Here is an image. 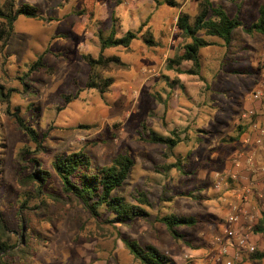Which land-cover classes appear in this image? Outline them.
Listing matches in <instances>:
<instances>
[{"label": "rangeland", "instance_id": "1", "mask_svg": "<svg viewBox=\"0 0 264 264\" xmlns=\"http://www.w3.org/2000/svg\"><path fill=\"white\" fill-rule=\"evenodd\" d=\"M211 1L223 5L232 17L239 15L243 27L234 36L232 54L220 46L202 51L203 70L194 77L178 75L167 61L188 41L177 28V18L182 12L196 16V0H177L178 9L164 0H18L17 8L33 5L43 19L21 16L10 40L0 41V80L13 90L10 103L0 101V211L11 245L29 234V249L16 247L5 262L140 264L122 241L130 239L142 246L152 244L176 264L215 263L217 252L211 247L218 234L215 226L228 217L231 196L229 188H215L214 178L231 165L234 145L224 139L238 134V127L253 115L248 116L249 111L261 101L254 94L264 79V36H250L245 29L258 19L264 0ZM145 22L140 40L130 50L112 48L104 54L119 57L125 66L93 70L84 60L102 52L101 33L106 37L115 26L122 38ZM150 35L157 46L143 41ZM40 56L47 69L27 79ZM190 67L186 63L182 69ZM91 79L114 83L102 97L97 88L87 87ZM69 96L72 100L67 103ZM8 108L19 110L35 128L43 150L6 114ZM172 131L184 140L175 149V158H167L163 146L143 140L150 132L169 136ZM79 150L99 168L110 165L117 153L127 152L135 163L117 194L136 204L138 194L147 193L152 216L113 226L105 222L111 218L106 209L103 220H95L65 194L52 163L57 156ZM34 159L52 175L44 195L25 180L35 171ZM179 161L187 173L165 170ZM171 213L201 224L181 229L184 238L175 241L157 222ZM261 242L258 250L264 253ZM246 262L264 264L263 259Z\"/></svg>", "mask_w": 264, "mask_h": 264}, {"label": "trees", "instance_id": "2", "mask_svg": "<svg viewBox=\"0 0 264 264\" xmlns=\"http://www.w3.org/2000/svg\"><path fill=\"white\" fill-rule=\"evenodd\" d=\"M196 2L198 3L199 10L196 16L182 12L177 18V28L183 34L184 39L188 41L174 53L173 57L168 59L167 67L170 70H175L178 75L200 77L203 70L201 54L203 50L209 47H224L227 48L229 54H232V49L236 41L234 36L237 30L243 27L240 16L236 15L232 17L223 5L214 4L211 0H196ZM164 4L171 8L178 9L180 7L177 0H164ZM17 6L18 0H5L2 3L0 2V41L4 42V44L12 37L15 24L21 16L37 20L43 19L37 7L30 4H24L20 8H17ZM146 26L147 22L137 32L128 31L122 38L117 37L116 27L113 26L108 36L104 37L102 33L100 35L102 52L98 58L86 56L84 60L93 70L101 68V70L107 71L113 65L125 66L119 57H105V52L112 48L130 50L133 42L138 39L140 40L139 35L143 31V27ZM245 30L250 36H254L255 34L264 36V5H261L259 8L258 19ZM143 41L149 47L157 46V43L151 35L143 36ZM186 63L191 64V67L188 70H183L182 67ZM44 68L47 69L44 57L40 56L30 67L25 77L28 79L30 74ZM113 83L114 81L112 79H105L101 84L95 83L91 79L87 87L89 89L97 88L103 97L112 87ZM177 84H180V82L178 81ZM25 85L28 86V83L26 82ZM12 92L13 90L7 89L0 80V101L10 103ZM66 99L67 103H70L72 100L70 96ZM6 114L16 120L20 129L37 144L39 151L43 150L37 131L21 116L19 110L13 112L8 108ZM238 128L237 136L224 139V143L232 144L238 141L245 129L242 125ZM143 140L163 146L166 150L165 155L167 158H175V149L184 141L174 131L169 136H160L155 134V132H150L146 137L143 136ZM25 152L26 150L21 153L22 159ZM92 162V158L84 150H79L66 156L61 155L56 157L52 163V167L60 178L65 194L80 203L95 220H103L104 215L102 210L106 209L111 214V218L105 222L113 226L130 225L136 220H148L152 216L151 209L153 206L147 193L140 192L138 199L135 200L136 204L126 202L125 198L117 194L129 180L135 163L127 152L117 153L113 157L112 163L102 168L94 167ZM33 163L36 165L35 171L27 176L25 180L29 184H34L36 191L44 195L45 185L51 179L52 175L44 169L43 163L39 160L34 159ZM172 168L177 169L180 173H187L181 161L174 165H168L165 167V170L167 171ZM188 195L192 197L191 193ZM157 222L167 228L172 239L175 241H180L184 238L181 229H191L201 224L196 218L177 216L172 213L159 217ZM257 234H264V219L253 227V235ZM28 236L29 234L24 233L22 235L24 241L19 240L17 244L11 245L10 241L12 236L5 225L2 212L0 211V264H9L4 259L12 256L13 249L16 247L19 246L21 251L26 248L29 249L27 245ZM122 241L126 249L129 250L134 259L140 264H176L169 255L162 253L152 244L142 246L138 241L130 239H123ZM251 259L260 262L262 259L264 260V253L257 250L255 254L248 258V260ZM186 264L192 263L187 262Z\"/></svg>", "mask_w": 264, "mask_h": 264}, {"label": "crops", "instance_id": "3", "mask_svg": "<svg viewBox=\"0 0 264 264\" xmlns=\"http://www.w3.org/2000/svg\"><path fill=\"white\" fill-rule=\"evenodd\" d=\"M257 87L259 90H261V88L263 89L264 79L260 80ZM261 102L263 101L261 100L260 102H257L255 109L249 111V114H247L249 116L251 113H253V115L249 117L250 120L247 121L248 123H244L243 126L245 129L238 141L232 144L227 143L229 145H234L230 156L231 165L225 172H221V174H224L228 177V181L230 180L226 186L224 185L221 188H229L228 191L231 196L227 203V215L230 214L231 205H240L243 209L242 224L246 225L247 228L249 225L254 227L258 222L264 219V206L262 200V197H264V150L255 143L260 130L264 127V104L262 105ZM249 157L255 158L258 164L254 167H249L246 161V159ZM236 160L241 161L242 166L240 168L235 167ZM229 184L230 186H228ZM244 185L250 186L253 191V194L248 202H242L239 197L241 188ZM226 218L223 219L221 226H215V230L218 232L217 236L220 235L224 230ZM253 236L254 243H256V245L261 250L260 244L262 243V239L264 240V234H257Z\"/></svg>", "mask_w": 264, "mask_h": 264}, {"label": "built area", "instance_id": "4", "mask_svg": "<svg viewBox=\"0 0 264 264\" xmlns=\"http://www.w3.org/2000/svg\"><path fill=\"white\" fill-rule=\"evenodd\" d=\"M254 99H264V90H258L254 94ZM253 114V113H251ZM256 145L264 150V127L260 130L256 140ZM249 167H254L258 162L253 157L246 159ZM242 163L240 160L235 161V167L240 168ZM255 173V171H254ZM215 188L221 189L224 185L228 184V177L224 174H215ZM253 194L250 186L244 185L241 188L239 194L242 202H248ZM264 206V197H262ZM243 209L240 205H231L230 214L226 218L224 223L225 228L220 235L216 236V239L211 243V247L216 250L217 258L213 261L214 264H249L246 259L255 254L258 250V246L253 241V227L243 225ZM200 264H208L201 262Z\"/></svg>", "mask_w": 264, "mask_h": 264}]
</instances>
